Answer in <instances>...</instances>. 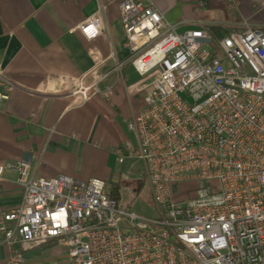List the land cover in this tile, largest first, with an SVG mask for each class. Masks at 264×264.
<instances>
[{"label":"built area","instance_id":"2783aa9c","mask_svg":"<svg viewBox=\"0 0 264 264\" xmlns=\"http://www.w3.org/2000/svg\"><path fill=\"white\" fill-rule=\"evenodd\" d=\"M120 14L140 77L130 90L142 101L126 126L155 216L124 208L101 179L34 178L27 160L0 164V183L12 171L22 193L0 209L6 264L45 242L68 264H264V28L245 22L216 39L203 28L177 32L154 0H122ZM101 26L98 14L79 29L93 39ZM122 65L80 79L70 95L109 97L113 86L100 83ZM12 88L0 67V100ZM182 182L196 186L175 200Z\"/></svg>","mask_w":264,"mask_h":264},{"label":"crops","instance_id":"0c3cea01","mask_svg":"<svg viewBox=\"0 0 264 264\" xmlns=\"http://www.w3.org/2000/svg\"><path fill=\"white\" fill-rule=\"evenodd\" d=\"M121 1L0 0V67L13 84L9 99L0 100V164L24 159L34 178L67 175L108 181L112 154L121 147L133 153L136 138L132 146L126 122L140 111L142 101L130 90L136 81L125 84L129 66L138 73L127 60ZM154 2L177 32L203 28L216 39L239 31L245 22L264 28V0ZM98 14L101 30L89 39L79 26ZM117 63L123 65L100 83L102 90L113 86L109 97L99 93L81 103L70 95L80 79L89 83ZM131 95L138 101L133 103ZM15 178L14 172L6 171L0 183L1 210L22 200ZM118 193L120 201V189ZM47 246L64 254L50 242L26 251L23 264ZM7 255L0 246V264H6Z\"/></svg>","mask_w":264,"mask_h":264},{"label":"rangeland","instance_id":"374dc122","mask_svg":"<svg viewBox=\"0 0 264 264\" xmlns=\"http://www.w3.org/2000/svg\"><path fill=\"white\" fill-rule=\"evenodd\" d=\"M139 78V75L136 74L133 68L129 66L126 71V86H130ZM122 87H124V85H122ZM130 99L131 101H133V103L138 101L135 95H131ZM125 133L127 134L132 146H134V134L126 130ZM120 149L123 150L122 147ZM120 156L124 159L123 163L118 162L119 155L117 153H113L110 158L112 176L110 180L105 181L108 189H112L114 185L112 184L113 182H118L120 189V202L122 206L141 217L153 218L156 212L149 186L147 184V181L145 180L144 164L142 163V161L132 156V154L128 151L126 152L123 150V153H121ZM195 186L196 184L194 183H180L173 193V198L175 200L185 198L188 195L186 189L188 187ZM137 189H139V191H137ZM46 243L48 244L50 242L42 243L39 246H42ZM36 247L38 246L36 245ZM55 248L56 247L53 246H47L46 248H43L42 250H40V253L32 259V261L29 260L30 258H28L26 264H68V257L66 253H64L63 255H58L53 252Z\"/></svg>","mask_w":264,"mask_h":264},{"label":"trees","instance_id":"16d2710c","mask_svg":"<svg viewBox=\"0 0 264 264\" xmlns=\"http://www.w3.org/2000/svg\"><path fill=\"white\" fill-rule=\"evenodd\" d=\"M118 190H119V184H118V182H117V183H115V186H114L111 190H108L107 192H108V195H109L110 197H113V198H115L116 200H119V197H118V195H119Z\"/></svg>","mask_w":264,"mask_h":264}]
</instances>
